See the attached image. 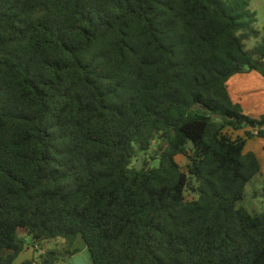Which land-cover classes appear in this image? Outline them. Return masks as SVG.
Instances as JSON below:
<instances>
[{
	"label": "trees",
	"instance_id": "obj_1",
	"mask_svg": "<svg viewBox=\"0 0 264 264\" xmlns=\"http://www.w3.org/2000/svg\"><path fill=\"white\" fill-rule=\"evenodd\" d=\"M256 23L251 0H0V264L25 237L65 245L21 264L79 237L92 264H264V211L240 206L264 114L228 90L264 79Z\"/></svg>",
	"mask_w": 264,
	"mask_h": 264
},
{
	"label": "rangeland",
	"instance_id": "obj_2",
	"mask_svg": "<svg viewBox=\"0 0 264 264\" xmlns=\"http://www.w3.org/2000/svg\"><path fill=\"white\" fill-rule=\"evenodd\" d=\"M251 10L254 11L257 14V23L256 28L262 32H264V0H251ZM247 43V49H253L257 46L258 41L251 40ZM258 77H261L260 75ZM262 79V78H260ZM263 80V79H262ZM251 85L253 84L255 86V90L250 89L248 92H244L245 96L243 97L244 105L247 107H250L252 105L250 102V99L252 96H259L261 92H259V89L263 87L258 82H250ZM252 90V91H251ZM263 93V92H262ZM232 97V96H231ZM232 99L236 102H238L237 98L232 97ZM248 101V102H247ZM239 103V102H238ZM261 108L256 111L253 110L249 112V110L244 109L242 106L244 112L246 115H256L257 114H264V101L261 103ZM258 107V106H257ZM247 131H253L251 127L244 128L239 131H235L231 133L232 137L235 138L237 134L242 135L243 137H246ZM239 132V133H237ZM241 133V134H240ZM253 152L256 154L260 165H261V173L258 174L256 177L253 178V180L248 184L245 190V197L244 200L240 203V206H243L246 208L249 212L253 214H259L264 211V195H263V188H264V140L258 137L248 139L246 147H245V153ZM150 155H142L136 161L134 162V165H137L138 160H141V166L143 168V160H149ZM178 161L180 165L184 168L186 166V160L183 157H178ZM152 165L157 166L158 163L151 161ZM195 197L187 194V199L189 201L193 200ZM26 243V249L25 251L18 257V259L15 261L14 264H21L25 260H31L33 258L38 259V257L46 252L47 250L52 249H60L62 250L64 248V241L63 240H56V241H48L38 244L37 251L32 246V240L28 237L24 238ZM75 249L77 250L76 254L67 258L65 261L59 262L58 264H92V259L90 256V253L84 243V241L79 237L75 244Z\"/></svg>",
	"mask_w": 264,
	"mask_h": 264
},
{
	"label": "crops",
	"instance_id": "obj_3",
	"mask_svg": "<svg viewBox=\"0 0 264 264\" xmlns=\"http://www.w3.org/2000/svg\"><path fill=\"white\" fill-rule=\"evenodd\" d=\"M258 76L259 74L256 72H251L247 74H239V75L232 77L228 82V90H229L230 95L232 97L237 98L238 102L244 107L245 111L246 110H249V112L253 110L258 111L261 108V105H262L261 103H263L264 101V79ZM260 78H262L263 80ZM250 82H258L261 86L263 85V87L259 89V92H261L259 96L257 97L255 96V98L254 96H252V98L250 99V102H252L251 103L252 105H250V107H247L244 105L242 96H245L244 92H248L250 91V89L255 90V86L253 85L254 83L251 85ZM261 115H263V113L257 114V117ZM250 116H254V115H250ZM254 117H256V115ZM237 136H242V135L237 134Z\"/></svg>",
	"mask_w": 264,
	"mask_h": 264
},
{
	"label": "water",
	"instance_id": "obj_4",
	"mask_svg": "<svg viewBox=\"0 0 264 264\" xmlns=\"http://www.w3.org/2000/svg\"><path fill=\"white\" fill-rule=\"evenodd\" d=\"M240 124H243V122H241ZM249 126L252 128V129H255L256 128V124L253 123V122H250L249 123ZM136 169L137 170H141L142 169V166H141V160H138V163L136 165Z\"/></svg>",
	"mask_w": 264,
	"mask_h": 264
}]
</instances>
